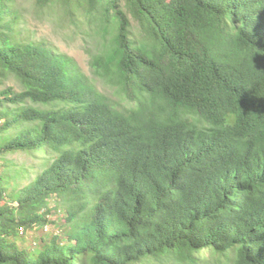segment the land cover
Wrapping results in <instances>:
<instances>
[{"label":"trees","instance_id":"1","mask_svg":"<svg viewBox=\"0 0 264 264\" xmlns=\"http://www.w3.org/2000/svg\"><path fill=\"white\" fill-rule=\"evenodd\" d=\"M33 7L97 37L118 99L0 0V264H264V0ZM53 209L66 231L22 246Z\"/></svg>","mask_w":264,"mask_h":264},{"label":"rangeland","instance_id":"2","mask_svg":"<svg viewBox=\"0 0 264 264\" xmlns=\"http://www.w3.org/2000/svg\"><path fill=\"white\" fill-rule=\"evenodd\" d=\"M19 7L27 19L30 31L33 32L35 38L45 39L48 43L52 44L57 50L69 55L77 66L86 74L92 82L97 85V88L103 92H106L112 98H116L113 94V89L107 84L103 83L96 76L92 74L90 67V54L96 48L97 37L94 34L86 35L73 25L71 27H62L58 25L55 19L51 16L48 18L41 16L38 12L34 11V1L35 0H17ZM84 31V30H83ZM8 85H14L18 89V84L15 81L10 80L7 82ZM11 162L17 164L16 167L23 166L22 172H17L16 170H11V187L17 185L18 188L23 187L29 183L37 174L39 169V162L35 160L31 154L18 152L15 154L8 155L7 157ZM1 171V168H0ZM13 180L15 184L13 183ZM57 199L53 198L51 200V206H55ZM64 210L53 209L50 213V220L53 223L47 224L44 229H31L26 231L20 239V244L22 246H33L34 243L40 245L41 235L50 236L53 232L63 233L66 231L67 227L63 225L64 223Z\"/></svg>","mask_w":264,"mask_h":264}]
</instances>
